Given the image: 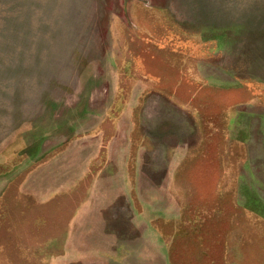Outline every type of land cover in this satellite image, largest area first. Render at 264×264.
I'll return each mask as SVG.
<instances>
[{
  "label": "rangeland",
  "instance_id": "374dc122",
  "mask_svg": "<svg viewBox=\"0 0 264 264\" xmlns=\"http://www.w3.org/2000/svg\"><path fill=\"white\" fill-rule=\"evenodd\" d=\"M145 43L184 55L200 85L229 89L202 97L237 113L236 140L248 137V157L221 149L225 192L236 182L240 201L248 191L264 200V97L242 89H264V0H0V166L10 170L0 176V264H124L130 250L129 264H163V224L196 192L216 199L218 174L186 173L197 189L178 177L203 135L176 98L150 94L142 131L152 150L140 152L139 179L118 171L133 109L152 89L130 67ZM136 180L152 213L141 230ZM234 221L231 264H264V220ZM142 240L149 248L130 247Z\"/></svg>",
  "mask_w": 264,
  "mask_h": 264
},
{
  "label": "trees",
  "instance_id": "16d2710c",
  "mask_svg": "<svg viewBox=\"0 0 264 264\" xmlns=\"http://www.w3.org/2000/svg\"><path fill=\"white\" fill-rule=\"evenodd\" d=\"M164 51L145 43L136 55H132L135 58L130 66L134 72L132 78H143L144 81H150L152 89L148 93H146L147 91L142 93L138 106L133 109L134 111L132 110V126L127 131L129 145L127 152L121 157L124 158V162L122 161L120 165H125L124 169L129 173H131V169L132 174L138 177V166L141 161L140 152L152 150L150 140L142 131V113L150 94L158 93L169 101L176 98L179 102L192 105L195 114H192L191 117L202 132L203 141L198 156L191 161L181 159L183 161L181 164L183 163L185 169L178 177L188 185L193 186L190 176L189 178L185 176L186 173H193L195 180L200 173H205V170L210 174H218L217 182H215L218 197L216 196L214 201L200 202L197 200L198 192H196L194 200L182 211L180 218L163 224V228L165 225L163 231L171 235L169 259L171 264H231L230 258L235 251L231 247V242L236 234L234 219L252 216L259 221L264 220V200L256 192H245L246 198L240 201L239 185L233 182L228 187V192H225L226 187L222 179L223 167L225 166L223 163L227 155L231 153L233 146L239 145L244 156L248 157V137H243L241 142L236 140L239 132L238 125L241 123L237 113L233 118L228 114L230 111L232 113V110L225 107L220 110L221 112H217L214 110L216 108L213 109L215 106L210 100L202 99L204 93L207 95V93L213 92L223 95L230 92L229 89L216 88L209 84L200 85L191 79L196 76L197 69L193 70V67L187 65L184 55L182 57L175 54L176 57H172V59L165 58ZM167 79H170V84L166 83ZM250 85L242 87V89L253 98L255 96L261 97L263 101L264 89L257 84L251 83ZM254 88L258 92L254 91ZM231 91L233 93L235 90ZM218 142L222 144L217 145ZM223 146L224 149L227 148L229 153L222 154ZM236 156L235 153L234 158ZM126 157L128 159L125 162ZM7 167L6 164L0 166V176L10 173ZM134 182L137 185V180ZM193 187L197 189V186ZM130 197L136 208L142 205L136 189H132Z\"/></svg>",
  "mask_w": 264,
  "mask_h": 264
},
{
  "label": "crops",
  "instance_id": "0c3cea01",
  "mask_svg": "<svg viewBox=\"0 0 264 264\" xmlns=\"http://www.w3.org/2000/svg\"><path fill=\"white\" fill-rule=\"evenodd\" d=\"M121 154H124L123 152L121 153ZM121 156V155H120ZM119 163V162H118ZM123 165V164H122ZM120 166V165H119ZM121 167V171H124V165L123 166H120ZM139 168H140V165L138 166V175L140 174V171H139ZM120 171V172H121ZM140 177L138 176V179H139ZM139 180L137 181V186L135 187V189L137 190V192H139L138 193V195H139V197H140V202L142 203V205H141V207L143 206V213L142 214H139V213H137V215L134 217V220L135 221H138V223H139V225H140V227H139V229L138 230H141V225L142 224H144V225H147V222H148V219L149 220H151L150 218L152 217V213L151 212H149L148 213V208L145 206L146 205V200L145 199H143V197H141V195H140V191H139ZM147 213H148V215H147ZM147 218V221H145V219ZM175 219H177V218H175ZM149 228V227H148ZM148 228L146 229V230H148ZM144 230H145V228L143 229V231L141 232V234L144 232ZM149 231V230H148ZM141 243H143V245H144V247H145V249H147V247L149 248V243H146L144 240H142V241H139V242H137V241H135V242H132V245L130 246V247H133V245L134 244H141ZM171 247V246H170ZM152 248H154L153 250H154V255L156 254V255H159L160 256V254H159V252H157L156 250H158L157 249V247L155 246V247H152ZM133 252H134V250H130V253L127 255V263H125L124 262V264H129L128 263V261H129V257H130V255H132L133 254ZM145 252H146V250H145ZM147 253L148 254H150V251H147ZM86 254V253H85ZM84 254V255H85ZM72 255V254H71ZM73 255H74V259H75V261H77V259L79 258V254H78V252H77V250L76 249H74V252H73ZM72 255V256H73ZM71 256V257H72ZM83 256V255H82ZM72 258V259H73ZM88 258V257H87ZM119 258V257H118ZM163 260V259H162ZM115 264H122V263H120L119 262V259H117L116 261H115ZM130 264H134V263H130ZM163 264H171L170 263V259L168 258V260H167V258H166V262L163 260Z\"/></svg>",
  "mask_w": 264,
  "mask_h": 264
},
{
  "label": "flooded vegetation",
  "instance_id": "af4514ba",
  "mask_svg": "<svg viewBox=\"0 0 264 264\" xmlns=\"http://www.w3.org/2000/svg\"><path fill=\"white\" fill-rule=\"evenodd\" d=\"M119 165H120V163L118 164V171L120 172L121 171V167H119ZM107 166V165H106ZM121 166V165H120ZM118 172V173H119ZM123 191V190H122ZM76 249H77V252L79 253V252H81V251H79V249L77 248V247H75ZM69 250V249H68ZM70 251V250H69ZM80 256H82L81 254H79Z\"/></svg>",
  "mask_w": 264,
  "mask_h": 264
}]
</instances>
